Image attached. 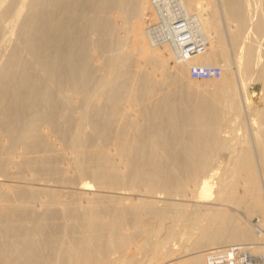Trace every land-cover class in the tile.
Masks as SVG:
<instances>
[{"label": "bare ground", "instance_id": "bare-ground-1", "mask_svg": "<svg viewBox=\"0 0 264 264\" xmlns=\"http://www.w3.org/2000/svg\"><path fill=\"white\" fill-rule=\"evenodd\" d=\"M185 28L207 44L188 60L171 46ZM7 46L0 264H264V0H0ZM191 66L221 75L194 80ZM240 124L247 146L229 148L223 129ZM46 212L69 222L48 224Z\"/></svg>", "mask_w": 264, "mask_h": 264}, {"label": "rangeland", "instance_id": "rangeland-1", "mask_svg": "<svg viewBox=\"0 0 264 264\" xmlns=\"http://www.w3.org/2000/svg\"><path fill=\"white\" fill-rule=\"evenodd\" d=\"M10 21V19L8 20L7 19V22H9ZM6 45H9V44H6ZM4 48H6V50H5V53L3 52L4 51V49H2L1 50V52H0V54H7L9 51H10V48H9V46H7V47H4ZM127 48H129L130 50L132 49V46H131V44H130V42L129 43H127ZM8 50V51H7ZM6 51H7V53H6ZM136 65H140L142 68H144V70L145 71H147L148 73H151V74H153L154 76H156V77H158L159 75H158V73L157 72H155L149 65H146V64H144V62L141 60V59H138V61H137V63H136ZM171 65V64H170ZM95 69V74L96 75H99V74H101V73H103V71H104V69H103V66H101L100 64H99V67L97 66V67H95L94 68ZM98 71V72H97ZM132 71L134 72V71H136V68H134V67H132ZM128 79V81L126 82V84L124 85L125 86V91H126V93H129L130 92V89H131V87L133 86V82L131 81V78L130 77H128L127 78ZM259 87V88H258ZM251 89V91H255L256 93H259V91H260V85L259 84H256V85H253V87H251L250 88ZM192 90H193V93L194 94H198V93H200L201 91H200V88H196V87H193L192 88ZM127 101V99L125 98L124 100H122L121 101V103H120V106H121V110L123 111V112H126V110H128L129 112H126V113H131V115L132 116H135V112L133 113V111H135L136 109H133V108H131L130 107V105H128V102H126ZM130 109H132L133 111H131ZM125 110V111H124ZM131 111V112H130ZM133 118V117H132ZM135 118H138L137 117V112H136V116H135ZM140 121V120H139ZM116 124V123H115ZM117 125V124H116ZM243 126H241V124L239 125V127H230L229 125H227V127L226 128H224L223 130H229V133H228V137H225L224 139H226V142H227V145L229 146V148H239V146H247V144H244V143H242L243 141H245V140H247V138H248V136H247V132H246V130H245V128H242ZM222 135H224V133H222L221 134V136ZM100 142V141H99ZM101 143V142H100ZM84 146H89V144L87 143V142H85L84 143ZM103 146H104V149L106 150V151H108L111 155H113L114 156V158H115V160H116V162L118 163V156H117V152H116V150H115V146L112 144V142L111 141H109L108 143H103ZM64 152H69V149L68 148H66V149H64L63 150ZM228 154H230V152H229V150H225V151H220V153H219V156H227ZM216 163H218V162H216ZM26 174H29V172H26ZM226 178H228V180H230V179H232V176L231 175H226L225 176ZM54 187V189L55 190H58V191H64L65 189V191L64 192H73V190L71 189V188H66V186L68 185V184H64V183H62L61 184V182H52L51 183ZM60 185V186H59ZM63 187H65V188H63ZM59 187H60V189H59ZM67 187H69V185L67 186ZM95 188V187H94ZM70 189V190H69ZM60 193V194H63V193ZM67 193H64L63 195H65V197H63V198H66V199H68V200H70V199H72V196L70 195V194H67ZM41 197H43V196H41ZM69 197V198H68ZM79 200V199H78ZM22 203H24V204H29L30 205V207L29 208H31V207H36V208H39V201H38V199L36 198V197H34V198H32V197H23L22 198V201H21ZM83 203H84V201H82ZM210 202H213V199H211V201ZM231 210H233V211H235V212H238L241 216H243V212H242V210L241 209H238V211H236L234 208H230ZM26 214H28L29 216L30 215H36V214H41L42 215V213H40L39 211H37V210H33V212H30V210H28L27 211V213ZM45 214H47L46 216V218H47V222H48V224H55V225H58V224H66V223H68L69 222V220H68V216H67V214H63L62 212H52V213H44L43 215H45ZM51 216H54L55 218L53 219V218H51ZM254 217H256V215L255 216H252L251 218H250V221H251V224L254 222ZM2 220L0 219V222H1ZM179 227L177 228V230H176V233L179 235L177 238L175 237V241L173 242V243H179L180 241H182L181 240V238H184V237H186V234H185V232H184V230L185 229H183V228H181V221H179ZM23 225L24 226H30L31 227V225H32V223H31V220H25L24 221V223H23ZM33 226V225H32ZM67 240V234L64 236V238L62 237V236H60V239H59V241H60V244H58L57 246H56V249H55V251H54V254H55V256H56V254L60 251V249L62 248V247H64V242ZM64 241V242H63ZM63 242V243H62ZM185 248H187V246H185ZM206 248H208L209 250H207V252L208 251H211V252H215V251H217L218 249H220L221 247H219V246H209V247H204V248H201L200 250L201 251H203V250H205ZM203 252H205V251H203ZM202 252V253H203ZM58 256V255H57ZM212 257H215L214 255L212 256ZM210 258V257H209ZM214 261H216V262H218L217 261V259L215 260L214 259ZM212 263L214 264V262L212 261ZM211 263V264H212ZM34 264H36V263H34Z\"/></svg>", "mask_w": 264, "mask_h": 264}, {"label": "built area", "instance_id": "built-area-1", "mask_svg": "<svg viewBox=\"0 0 264 264\" xmlns=\"http://www.w3.org/2000/svg\"><path fill=\"white\" fill-rule=\"evenodd\" d=\"M173 22L174 24H172V26L176 27L177 29H179L184 24V21L180 20L179 17L175 18ZM186 31V28L181 31L179 30L177 35L178 39L182 40V42L179 46H174L173 44H171V46L174 50H176V53L180 54L182 52L183 57L188 60L190 57L204 53L207 44L200 42L195 45L193 41L190 40V37ZM189 75L190 78L194 80L218 79L221 75V69L219 67L211 66H191L189 69Z\"/></svg>", "mask_w": 264, "mask_h": 264}]
</instances>
